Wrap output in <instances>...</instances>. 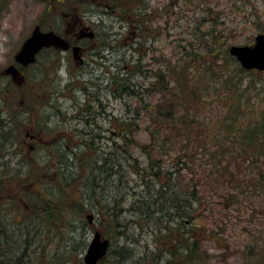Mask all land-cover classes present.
Returning a JSON list of instances; mask_svg holds the SVG:
<instances>
[{"label":"trees","instance_id":"16d2710c","mask_svg":"<svg viewBox=\"0 0 264 264\" xmlns=\"http://www.w3.org/2000/svg\"><path fill=\"white\" fill-rule=\"evenodd\" d=\"M228 54L230 55L229 52ZM188 61L183 65L176 64L169 76L161 72L154 73V89H146L149 96L159 97L152 102H146L144 97L138 98L137 88L140 87L135 83V78L146 75L147 72L140 60L115 70L116 74L106 68L99 79H92L95 81L90 83L81 81L82 73L73 75L72 82L66 85L61 83L59 91L56 90L57 95L64 96V89L68 90L67 87L73 84L76 90L83 88L90 100L87 99L83 104L84 102L78 103L77 97H73L71 99L74 105L77 103L76 115H60L67 121L75 120L78 123V126L72 128L80 133L77 134L80 141H72L71 134H61V144L43 147L44 153L47 154L48 151L51 158L54 154L58 157L56 173L48 171V176L52 175L49 180L52 181H46L45 172L48 169L43 167L44 160L41 161V175L40 163L30 159L34 146L32 148L31 145L27 152L24 151L23 130L26 131L31 123L32 114L39 113L37 106L30 105L27 99L22 101L23 109L20 113L7 112L0 106V191L11 180L20 184L23 188L20 199L25 200L27 209L31 211V214L22 217L21 222L12 219V222L5 224L0 220V264H74L75 261L81 264V255L88 246L87 231L101 224L107 227L104 236L112 243L109 254L101 264H111L114 260L118 262L117 255L123 257L130 253L127 245L136 241L134 234L139 229L152 230L156 239L159 238L158 234L166 236L164 242L156 244L157 249L170 247L174 249L173 252L180 254L181 264H194V252L200 248L201 242L195 236L199 228L194 221L198 212L210 210L205 199L216 194L220 197L226 195L227 205L234 197L225 193L230 188L229 185H233L232 192L240 188L244 195L258 191L264 193L263 170H259L260 174L256 179L259 187L252 192V177L247 179L244 171L239 170L244 160L250 157L255 165L259 161L258 157L263 155L257 150L262 148L264 151V134H261L264 133V110L260 111V127L251 128L252 122L243 126V122H238L239 115H243V108L239 103L240 99L235 98L236 103L231 104L229 116L227 114L222 118L214 131L202 113L205 93L209 90L203 84L208 68L202 74L199 71L197 76L192 74L190 68L191 65H197L198 60ZM223 66H228V62H224ZM240 72L249 71L240 68ZM230 81L232 84V80ZM37 82L38 79H35L36 89ZM12 83L0 82V102L4 105H9V100L14 98L17 91ZM86 84L88 86L84 88L83 85ZM229 87L224 86V89H227L230 96L235 90H229ZM23 88L25 91L22 93L28 92L31 97L29 100L45 103V116H40V123L35 129L37 133L44 131V134L37 137L48 135L55 109L60 114L62 108L56 105L58 102L55 99L50 104L41 95H31L32 91L28 90L30 88L26 83ZM109 95L124 101L127 98L130 102H125L128 114L124 120L116 119L119 125L105 130L108 132L106 135L102 134L104 130L99 124V114L95 107H98L99 112H104L106 107L101 99ZM133 103L136 104L135 110L131 109ZM234 105L237 107L236 113ZM41 120L45 126L41 124ZM139 121L149 123L146 128L148 143H141L137 139ZM81 124L84 127L81 128ZM29 131L31 132L27 130L25 135H29ZM103 139L106 140L104 146ZM135 149H140L147 157L146 164L143 165L139 156H135ZM10 154L21 155L18 165L7 159L11 158L8 157ZM133 176L140 178L135 185ZM40 177L44 178L42 183L48 184L42 186L39 192H34L31 187L33 184H40ZM142 184L148 189L143 191ZM14 198L17 196L14 195ZM10 201H13L11 208H8L11 213L17 201ZM89 214L97 224L89 222ZM186 224L191 230L185 231V235H189L184 240V233L177 236L175 232L178 230L176 227H186ZM131 230L132 235L129 234ZM43 233H51L49 239L52 242L55 240L54 234H60L59 246L50 256L47 255V248L42 246L45 245ZM64 233L68 234L67 238ZM16 235L19 239L15 242ZM122 241L127 244L120 250L117 246ZM137 241L139 242L138 239ZM167 241L170 245H167ZM14 243L19 244L21 249ZM168 251L173 254L172 250ZM148 254L151 253H146V257ZM145 255L139 256L138 262L146 260ZM155 255L153 264H162L161 254ZM109 258L114 260L108 261ZM133 258L136 257L129 254L127 261ZM177 261L178 259L174 262L167 261L164 264H177Z\"/></svg>","mask_w":264,"mask_h":264},{"label":"rangeland","instance_id":"374dc122","mask_svg":"<svg viewBox=\"0 0 264 264\" xmlns=\"http://www.w3.org/2000/svg\"><path fill=\"white\" fill-rule=\"evenodd\" d=\"M132 1L133 0H129V2ZM37 6L36 0H0V9L3 8L2 11H0V82L2 84L11 81L9 77L3 76L2 72L8 66L15 63L14 57L16 52L36 26ZM151 6V11L155 13V20L151 25L155 31H157L158 28L169 26V30H167L164 35L157 38L156 44L154 45L156 46L154 52L151 50V52L147 54V57L138 58L136 52L132 53V50L126 49L127 45L123 46L122 43L115 42L113 45L122 47L124 55L119 59L117 57V59L109 57L108 62H114L118 64V66L115 67L109 64L105 66L104 70L101 69V67H86L84 68V74H81V81L90 83L95 81L92 79H99V77L106 72V68L110 72L116 74L115 70L122 67L125 68L130 62L133 63L140 60V63L145 69L144 71L147 72L146 75H139L135 78V83L140 87L139 89L137 88L138 98L144 97V99L147 100L146 102H152L159 97L149 96L146 89H154V85L152 86V83H155L154 73L161 72L169 76L171 75L170 71L176 64L183 65L185 62H189L188 60L197 59V65H191L190 71L192 74L198 76L199 71H201L202 74L204 70L208 68L203 79V84L208 86L209 90H207V92L205 90L206 98H204L205 103L202 107V113L209 121L207 123H211L212 129L216 131L219 121L231 110V104L236 103L235 98L240 99L239 103L243 108V115H239L238 122H243V126H247L249 122H252L251 128L260 127L262 118L261 112L264 110V71L241 73L240 68L242 67L240 63L229 55L228 52L231 46L252 45L254 37L259 33H264V0H179L175 5H172L169 0H152ZM208 7L214 8V12L218 14L217 23L211 20V13L207 15L205 9ZM131 11L132 13L135 12L134 10ZM150 45L152 44L150 43ZM42 59L44 62L43 70L39 68L41 66L40 64L31 65L25 70L26 80L24 82H26V85L30 88L28 90L32 91V93H30L31 95H41L44 101L46 100V103L49 102L50 104H53L51 100L55 99L56 102H58L56 105L62 108V113L60 114H57V110L55 109L54 116L51 118L52 125L50 128L48 127L50 133L46 136L42 135L37 137L39 134H44V131L37 133L35 128L38 123H40V116H45V103L42 104L35 100H29V98H31L29 93H22V91H25V88H21L12 83V86L17 89L13 95L14 98L9 100V105H4V103L0 102V106L4 107L5 111L9 110L15 113L22 112V101L25 99L28 100L30 105L37 106L36 108L39 113L32 114L31 123L26 129V131L31 130V132H29L33 134L32 136H34V138L29 139L27 136L31 135H25L26 131L23 130L25 132L22 134V138L24 139L23 142H25L24 151L27 152L29 146H34L30 159L40 163L39 168L41 175V168L43 165H41V161L44 160L43 167H45V170L48 169L45 172L46 181H52L49 180L52 175L48 176V171L50 170L56 173L58 168L56 159L58 157L54 154L51 158V154L48 153V151L47 154L46 152L44 153L43 147L50 146L54 143L61 144V142H59L61 134H71L72 141L76 143L80 141L77 135L80 133L72 128L78 126V123L75 120L67 121L65 117L60 115L63 113L68 114L69 117L76 115L77 110L75 106L77 103L74 105V101L71 98L77 97L78 103L84 102L83 104H85L89 98L88 95L83 92V88L76 90L73 84L67 87L68 90L64 89V96H60L61 94L57 95L56 90L60 88V84L66 85L72 82L71 77L73 74H78L77 70L79 67L72 58H57V56L52 54H45ZM224 62H228V66H223ZM61 64L62 67L59 71L58 66ZM35 79H38L37 89ZM230 80H232L234 86L231 84ZM104 84H106V79L104 80ZM86 86L88 85H83L84 88ZM224 86H233L231 88L229 87V90L233 89L235 93L229 96ZM205 88L206 87H204V89ZM244 89H246L245 94ZM125 102L129 103L130 101L127 98L124 101L109 95L101 99V103L106 107L104 112H99L98 107L94 106L95 109L98 110L99 115L97 118L99 124L104 130L102 134L108 135V132L105 130L110 128L114 129L116 125H119V121H116V119L124 120L126 114H128ZM33 108L31 109L33 110ZM132 108L135 110L136 104H134L131 109ZM234 110L236 113V105H234ZM139 122L140 128L139 131L136 132L137 139L141 143H148L149 137L146 128L149 123L148 121ZM43 123L44 122L41 124L45 126ZM79 126L82 128L84 124ZM105 141V139L102 140L103 146ZM257 151L263 154L258 157L259 161L253 165L252 159L249 157L247 160H244L245 162L242 163V167L239 169L240 171H244L243 174L247 176V179L251 176V181H254L250 192L259 187L256 181L260 174L259 170H263L264 172V151L262 148H258ZM134 154L135 156H139V160L143 165L146 164L147 157L140 149H135ZM249 155L250 154H247V156ZM8 157H11L7 158L9 161L15 162L13 163L14 165H18L21 159V155L16 154H12ZM234 172L237 174L236 170H234ZM43 179L44 178L40 179V184L32 185L31 189L34 192H39L42 186L48 184L47 182L42 183ZM132 179L134 185L137 180L140 181L139 176H133ZM142 186L143 191L148 189L144 184H142ZM229 186L230 188L227 189L225 193L234 195L230 203L226 205V195L222 197L218 194L208 196L205 199V203L208 204L210 210L198 212L194 224L198 226L199 230L195 236L196 238H200L201 242L199 245L200 248L197 249V252H194V264H264V193L258 191L255 194L244 195L240 188L232 192L233 189L231 186L233 185ZM21 187L20 184L11 180L8 182V185L0 191V220L5 224L12 222V219L21 222L23 216L31 214V211L26 207L25 200L20 199L23 192V188ZM14 195L17 196V198H14ZM11 199H15L17 203H14V211L10 213L8 208H11V203L13 202L10 201ZM93 222L97 224L94 219L92 220V223ZM182 227V225L176 227L178 230H176L175 235L178 236L184 233L183 239L186 240L189 233L185 235V231L189 232L191 229L187 227V224L186 227ZM143 230L145 231L140 229L135 231L134 238L136 241L133 240V242L127 245L128 250H130V253L126 254L127 256L124 255L123 257H119L115 254L118 262H116L114 258H109L107 260H114L111 264H153L155 263L154 259H156L154 258L156 256L155 253H157L161 254V258L163 259L162 264L167 261L174 262L177 259V264H181L180 254H178L177 251L173 252L174 249H170V247L166 248L165 246H163V248L159 246L160 249H157L158 246L156 244L164 242L165 239H167L166 236L158 234L159 238L156 239V234L152 230ZM95 231H100L103 237H105L104 233L107 232V227L101 224L100 226L96 225L93 230L87 231L86 240H88V246ZM44 234L45 233H43V235ZM129 234L132 235V230ZM64 235H66L67 238L68 234L64 233ZM50 237L51 233L44 235L43 240H45V245H42L47 248L48 256L52 254L60 243V234H58V236L54 234L55 240L53 242L49 239ZM18 239L16 235L14 237L15 242ZM14 244L17 248L21 249L19 244ZM126 244L125 241H122L117 247L121 250V247ZM167 245H170L169 241H167ZM128 250L125 251V253H127ZM168 250H172L173 254ZM147 251L151 253L148 254V257L145 255L148 253ZM41 253L42 251L39 249V254ZM85 253L86 251L81 255V258H83ZM129 254L134 255L136 258L127 261ZM14 255L17 256V253H14ZM143 255H145L147 259L138 262L137 259L139 256ZM78 257L80 258V255ZM134 259L135 261L133 262ZM74 264H77V261H75Z\"/></svg>","mask_w":264,"mask_h":264},{"label":"flooded vegetation","instance_id":"af4514ba","mask_svg":"<svg viewBox=\"0 0 264 264\" xmlns=\"http://www.w3.org/2000/svg\"><path fill=\"white\" fill-rule=\"evenodd\" d=\"M169 1L175 5L179 0ZM36 2L37 23L26 40L36 28H39L42 33L53 32L59 35L69 44V49L66 51L57 46L43 48L37 54L34 63L40 64L39 68L42 70L44 67L42 58L45 54H52L57 58L60 56L65 59L72 58L79 67L78 74H83L84 68L89 66L101 67L103 70L109 64L117 67L118 64L108 62L109 57L119 59L124 55L122 47L113 45L115 42L122 43L123 46L127 45L126 49L132 50V53L136 52L138 58H145L151 50L154 52L157 38L169 30L168 25L165 28H158L157 31L152 27L151 24L155 20V13L151 11L152 0L132 2L129 0H36ZM131 10L135 12L132 13ZM205 11L207 15L211 13L212 21L218 22V14L214 12V8L208 7ZM174 13L176 14L175 11ZM261 34L264 33L254 37L251 47L256 44V38ZM22 45L16 54L21 50ZM75 48H78L76 54ZM30 66L17 67L25 75V70ZM4 72L5 70L2 75L8 76ZM10 79L13 81L11 77Z\"/></svg>","mask_w":264,"mask_h":264},{"label":"water","instance_id":"95a60500","mask_svg":"<svg viewBox=\"0 0 264 264\" xmlns=\"http://www.w3.org/2000/svg\"><path fill=\"white\" fill-rule=\"evenodd\" d=\"M51 46H57L62 50L69 49V44L59 35L53 32L42 33L39 28H36L16 54L15 61L17 64L27 67L35 63L37 54L43 48ZM76 50L78 48L74 49L75 54ZM230 53L239 60L244 68L264 70V34L257 36L254 46H232ZM75 58L78 57L75 55ZM4 73L11 76L18 84H22L24 76L20 74L15 65L6 68ZM88 219L92 222L91 215L88 216ZM110 246L111 241L104 238L100 231H95L82 264H99L107 256Z\"/></svg>","mask_w":264,"mask_h":264}]
</instances>
